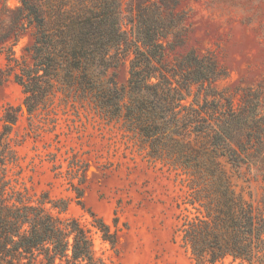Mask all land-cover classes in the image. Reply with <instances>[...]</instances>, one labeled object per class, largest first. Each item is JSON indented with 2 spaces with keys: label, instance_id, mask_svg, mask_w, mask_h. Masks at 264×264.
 <instances>
[{
  "label": "trees",
  "instance_id": "16d2710c",
  "mask_svg": "<svg viewBox=\"0 0 264 264\" xmlns=\"http://www.w3.org/2000/svg\"><path fill=\"white\" fill-rule=\"evenodd\" d=\"M17 1L15 7H0V54L6 59L0 82L12 78L22 87L27 112L49 108L58 97L118 124L151 162L183 176L188 190L182 204L189 207H184L175 232L193 260L264 264V199L254 204L238 196L222 161L240 166L248 155L241 138L264 125V118L254 108L218 117L201 113L195 108L198 92L187 100L192 84L201 86L219 77L208 57L189 53L172 74L181 81L173 84L161 69L163 40L179 18H166L156 0H131L127 16L121 0ZM125 60L128 77L118 84L107 71ZM211 89L203 109L207 97H214ZM214 101L213 109L218 107ZM16 111L3 115L0 141L16 126ZM246 136L250 140V132ZM8 151L15 159L9 146ZM5 155L3 151L0 264H107L96 253L91 228L111 248L116 232L92 210H86L90 228L62 215L68 209L63 199L47 194L31 199L16 178L7 176ZM77 196L82 205L79 190Z\"/></svg>",
  "mask_w": 264,
  "mask_h": 264
},
{
  "label": "rangeland",
  "instance_id": "374dc122",
  "mask_svg": "<svg viewBox=\"0 0 264 264\" xmlns=\"http://www.w3.org/2000/svg\"><path fill=\"white\" fill-rule=\"evenodd\" d=\"M156 1L163 4L166 18H179L163 40L161 69L173 84L181 81L172 74L187 62L189 53L208 57L219 72L210 83L192 84L187 100L198 92L195 108L201 113L218 117L254 108L264 118V0ZM130 2L121 0L126 16ZM4 4L15 7L18 1L0 0V7ZM23 41L16 46L18 55ZM5 64L2 53L0 70ZM107 76L123 84L128 77L127 61L110 67ZM209 86L214 97H207L203 109ZM23 99L22 87L12 78L0 82V132L5 112L17 110L16 126L0 141V171L4 151L7 176L16 178L31 199L47 194L53 200H65L68 209L62 215L75 217L86 227L91 220L87 209L101 217L116 232V245L111 248L90 227L96 253L107 264H199L175 232L186 213L184 207H189L182 204L188 190L183 176L151 162L127 131L107 123L88 106L75 107L55 97L49 108L30 114ZM213 99V105L218 104L215 109L210 105ZM260 124L241 138L248 155L239 167L222 159L235 193L254 204L264 199V125ZM214 264L239 263L226 259Z\"/></svg>",
  "mask_w": 264,
  "mask_h": 264
}]
</instances>
